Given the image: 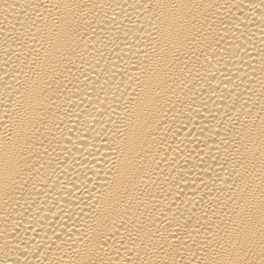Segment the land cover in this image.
Returning <instances> with one entry per match:
<instances>
[{"label":"bare ground","instance_id":"1","mask_svg":"<svg viewBox=\"0 0 264 264\" xmlns=\"http://www.w3.org/2000/svg\"><path fill=\"white\" fill-rule=\"evenodd\" d=\"M0 264H264V0H0Z\"/></svg>","mask_w":264,"mask_h":264}]
</instances>
